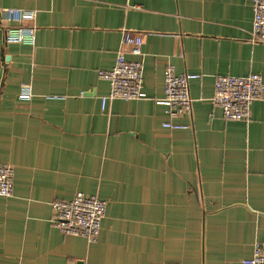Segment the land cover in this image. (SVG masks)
<instances>
[{"label": "crops", "instance_id": "0c3cea01", "mask_svg": "<svg viewBox=\"0 0 264 264\" xmlns=\"http://www.w3.org/2000/svg\"><path fill=\"white\" fill-rule=\"evenodd\" d=\"M253 0H0L36 9V43L0 28V264H243L264 243V92L248 121L212 102L218 75L260 73ZM140 34V99L102 105L123 31ZM189 73L192 114L158 103L164 71ZM31 82L34 96L19 98ZM59 96V97H58ZM181 123L178 129L163 125ZM107 202L98 240L63 234L52 203L76 192Z\"/></svg>", "mask_w": 264, "mask_h": 264}, {"label": "built area", "instance_id": "2783aa9c", "mask_svg": "<svg viewBox=\"0 0 264 264\" xmlns=\"http://www.w3.org/2000/svg\"><path fill=\"white\" fill-rule=\"evenodd\" d=\"M253 22L251 36L254 41L264 42V0H253ZM37 10L19 7H0V28L4 31L7 43H36V26L33 21ZM124 44L132 45L131 52L139 55L138 59H129L122 48L118 50L115 64L109 69H99L98 76L110 84L109 93L102 96V105L108 100L140 99L147 96L143 89L145 64L143 60L140 34L129 30L123 31ZM189 73H178L172 64H167L164 71L165 95L158 103L167 106L171 117L192 114L193 99L190 94ZM264 92V80L260 73L244 76L231 74L218 75L214 83L212 102L222 109L228 120L248 121L251 118L252 104L260 99ZM34 96L31 82L20 86L19 98L30 100ZM59 97V96H58ZM165 127L178 129L184 125L166 121ZM15 169L10 163L0 162V195L11 196L14 193ZM51 223L63 234L78 235L94 242L100 235L102 220L106 216L107 202L96 194L78 191L70 198H57L52 203ZM243 264H264V243L257 242L253 255L243 259Z\"/></svg>", "mask_w": 264, "mask_h": 264}]
</instances>
